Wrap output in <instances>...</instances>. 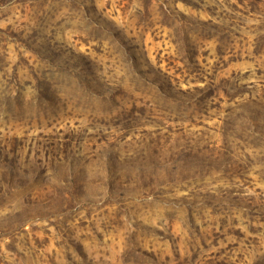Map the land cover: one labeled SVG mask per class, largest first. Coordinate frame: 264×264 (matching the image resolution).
I'll list each match as a JSON object with an SVG mask.
<instances>
[{"label": "rangeland", "instance_id": "rangeland-1", "mask_svg": "<svg viewBox=\"0 0 264 264\" xmlns=\"http://www.w3.org/2000/svg\"><path fill=\"white\" fill-rule=\"evenodd\" d=\"M0 264H264V0H0Z\"/></svg>", "mask_w": 264, "mask_h": 264}]
</instances>
